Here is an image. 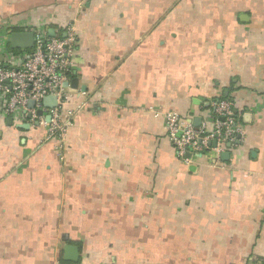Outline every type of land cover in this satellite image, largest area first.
<instances>
[{"label": "crops", "instance_id": "1", "mask_svg": "<svg viewBox=\"0 0 264 264\" xmlns=\"http://www.w3.org/2000/svg\"><path fill=\"white\" fill-rule=\"evenodd\" d=\"M72 21L62 152L0 117V264H264V0H0V28ZM216 100L240 142L183 163L162 115Z\"/></svg>", "mask_w": 264, "mask_h": 264}, {"label": "built area", "instance_id": "2", "mask_svg": "<svg viewBox=\"0 0 264 264\" xmlns=\"http://www.w3.org/2000/svg\"><path fill=\"white\" fill-rule=\"evenodd\" d=\"M14 30L33 34L31 50L16 54L8 49L9 36ZM78 38L74 21L66 25L63 36L59 37L48 36L41 28L20 24L0 28V54L5 59V64L0 66V117L44 128L45 140L54 142L60 153L74 119V112L66 109L69 95L65 83L71 79ZM45 97L55 98L56 107H45L42 103ZM212 112L213 122L199 127L185 122L175 112L162 115L168 140L183 163L189 164L193 157L207 151L220 155L223 145L240 142L243 129L236 120L232 103L216 100L212 103Z\"/></svg>", "mask_w": 264, "mask_h": 264}, {"label": "water", "instance_id": "3", "mask_svg": "<svg viewBox=\"0 0 264 264\" xmlns=\"http://www.w3.org/2000/svg\"><path fill=\"white\" fill-rule=\"evenodd\" d=\"M8 43L12 50H26V51L31 50L34 46L33 34L31 32H13L9 36ZM65 86L71 88H77V79L72 80V82L70 81L66 82ZM42 103L47 108H54L57 105L56 99L53 97H45L42 100ZM29 106L32 107L33 103L30 102ZM196 121L197 123L200 122L199 119H197ZM194 126L198 127L199 125L194 123ZM29 127H30L29 125L20 126V128H29ZM228 146H230V144H228ZM228 155H229L228 153H223L221 155V158L227 159ZM63 259H64L63 261H65L68 264H77L79 262L78 248L76 246H71V245L65 246Z\"/></svg>", "mask_w": 264, "mask_h": 264}, {"label": "trees", "instance_id": "4", "mask_svg": "<svg viewBox=\"0 0 264 264\" xmlns=\"http://www.w3.org/2000/svg\"><path fill=\"white\" fill-rule=\"evenodd\" d=\"M8 49H9L10 51L14 52V53L17 52L16 50H12V49L10 48V45H9V44H8Z\"/></svg>", "mask_w": 264, "mask_h": 264}]
</instances>
